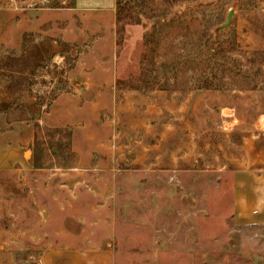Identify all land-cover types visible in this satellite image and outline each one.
<instances>
[{"label":"rangeland","instance_id":"obj_1","mask_svg":"<svg viewBox=\"0 0 264 264\" xmlns=\"http://www.w3.org/2000/svg\"><path fill=\"white\" fill-rule=\"evenodd\" d=\"M102 6L0 0V88L16 97L18 118L41 120L56 96L76 97L75 116L34 123L43 173L30 199L0 180V213L30 210L0 215V226L39 229L23 248L20 234L0 233L12 237L14 264H39L58 224L76 227L78 241L109 238L117 264L154 250L188 264L264 255L262 225L233 219L237 184L264 178V0Z\"/></svg>","mask_w":264,"mask_h":264},{"label":"crops","instance_id":"obj_2","mask_svg":"<svg viewBox=\"0 0 264 264\" xmlns=\"http://www.w3.org/2000/svg\"><path fill=\"white\" fill-rule=\"evenodd\" d=\"M95 1L96 3L104 5L102 7L107 10H113L115 6V0ZM98 8L101 7L98 6ZM89 81V79L88 81L83 79L82 83L87 84ZM86 87L87 86H85V88ZM24 98L26 101L24 100L22 104L28 111V108L34 105V99L29 94ZM75 99L76 97H71L70 93L56 96L52 101L49 111L42 113L41 120H30L26 117L18 118V115L15 114L17 113L15 109L17 105L16 97L7 87L0 88V180H6V178L10 177L14 185L28 189L26 190L24 188L26 191V194H24L26 196V201L30 199L27 193L31 192V189L37 188L33 186L35 185L34 183L31 184L29 182H35L39 173L42 172V169L36 166L34 156L36 135L34 123H41L44 121L48 125L58 126L56 122L57 116H75V110L73 109V104L76 103ZM84 100H86L85 96ZM2 104L5 106L4 109H1ZM86 110L87 109L84 108L82 113H85ZM28 114L29 111L27 116ZM251 184L250 187H247L244 183L237 184L233 219L235 223L238 224L262 225L264 228V178H252ZM34 196L37 200V194H34ZM21 198H23V196H20V199ZM0 200L5 202L8 201L6 196L4 198L0 197ZM40 208L42 207H39L36 211L38 219L42 214L38 212ZM0 215L13 217L15 220L16 217H28L30 215V210L26 206L24 208L22 207L19 211L6 209L5 213H0ZM73 229L76 231V227L61 224H58L56 229H52V232L58 235V239L54 238V246L44 254L45 256H43L39 264H117V259L114 255V244L109 238L100 240V242L95 244L94 240H91L89 237L93 231H88L84 239L78 241V239H76V234H72L75 232ZM9 232L20 234L21 248H23L24 239L28 240L31 236L39 237V229L35 225L29 224L28 220L22 222L19 228L15 230L0 226V233ZM0 240H3L0 241V264H14L12 255L8 253L9 248L4 246L13 243L12 237L2 239L0 236ZM156 252L155 250L150 251L147 257L130 256L126 258L125 264H188L184 259L172 257L170 259H162L156 255L158 254V252ZM191 264L199 263L191 262ZM217 264L233 263L218 262ZM247 264H264V255H254Z\"/></svg>","mask_w":264,"mask_h":264},{"label":"water","instance_id":"obj_3","mask_svg":"<svg viewBox=\"0 0 264 264\" xmlns=\"http://www.w3.org/2000/svg\"><path fill=\"white\" fill-rule=\"evenodd\" d=\"M233 14V11L230 10L229 13H228V16H227V20H226V23H224L223 25L220 26L221 29L225 28L229 22H230V18H231V15Z\"/></svg>","mask_w":264,"mask_h":264},{"label":"trees","instance_id":"obj_4","mask_svg":"<svg viewBox=\"0 0 264 264\" xmlns=\"http://www.w3.org/2000/svg\"><path fill=\"white\" fill-rule=\"evenodd\" d=\"M116 7L119 9V3H116Z\"/></svg>","mask_w":264,"mask_h":264}]
</instances>
